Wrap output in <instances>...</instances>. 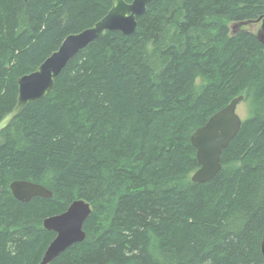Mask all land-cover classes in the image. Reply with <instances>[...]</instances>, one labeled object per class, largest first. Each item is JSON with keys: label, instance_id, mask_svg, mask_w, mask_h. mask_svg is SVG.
I'll return each mask as SVG.
<instances>
[{"label": "trees", "instance_id": "trees-1", "mask_svg": "<svg viewBox=\"0 0 264 264\" xmlns=\"http://www.w3.org/2000/svg\"><path fill=\"white\" fill-rule=\"evenodd\" d=\"M111 4L0 0V120L17 79ZM260 17L264 0H154L134 33L80 50L0 131V264H39L43 220L76 199L91 208L85 238L49 264H263L264 45L236 26ZM238 96L220 170L193 182L191 134ZM15 180L52 196L20 202Z\"/></svg>", "mask_w": 264, "mask_h": 264}, {"label": "water", "instance_id": "water-1", "mask_svg": "<svg viewBox=\"0 0 264 264\" xmlns=\"http://www.w3.org/2000/svg\"><path fill=\"white\" fill-rule=\"evenodd\" d=\"M154 0H112L107 13L90 27L67 35L60 45L46 57L34 71L17 79V97L13 109L0 120V131L21 112L28 103L45 97L52 88L56 78L67 63L82 49L93 41L100 39L107 31H118L123 35L135 32L137 17L142 15ZM261 19L254 21L257 23ZM240 22L236 26L246 25ZM256 37L264 45V19L256 32ZM243 96L232 99L224 108L214 113L207 122L197 128L190 136V142L196 151L198 169L191 175L193 182L211 180L221 168V154L240 129L242 119L236 112ZM15 199L27 202L33 197L50 198L52 192L40 184L24 180H15L9 184ZM91 212L87 202L76 199L65 211L48 216L43 220V227L54 233L47 245L39 264H49L64 250L85 238L83 224ZM261 254L264 264V235L262 236Z\"/></svg>", "mask_w": 264, "mask_h": 264}, {"label": "rangeland", "instance_id": "rangeland-1", "mask_svg": "<svg viewBox=\"0 0 264 264\" xmlns=\"http://www.w3.org/2000/svg\"><path fill=\"white\" fill-rule=\"evenodd\" d=\"M246 30H250L252 31L253 33H256L259 28H260V22L258 23H251V24H248V25H245L243 26ZM236 112L238 113V115L241 117V118H244L245 117V111H244V104L243 103H239L236 107Z\"/></svg>", "mask_w": 264, "mask_h": 264}]
</instances>
